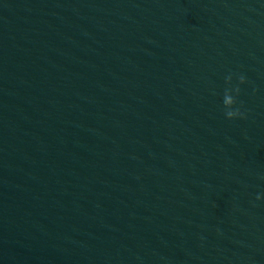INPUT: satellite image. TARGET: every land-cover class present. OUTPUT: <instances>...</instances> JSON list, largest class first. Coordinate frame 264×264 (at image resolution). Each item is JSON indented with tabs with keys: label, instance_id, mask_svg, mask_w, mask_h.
<instances>
[{
	"label": "water",
	"instance_id": "water-1",
	"mask_svg": "<svg viewBox=\"0 0 264 264\" xmlns=\"http://www.w3.org/2000/svg\"><path fill=\"white\" fill-rule=\"evenodd\" d=\"M258 194L264 0H0V264H264Z\"/></svg>",
	"mask_w": 264,
	"mask_h": 264
},
{
	"label": "clouds",
	"instance_id": "clouds-1",
	"mask_svg": "<svg viewBox=\"0 0 264 264\" xmlns=\"http://www.w3.org/2000/svg\"><path fill=\"white\" fill-rule=\"evenodd\" d=\"M238 83L233 85V75L229 74L225 78L226 88L223 95V111L224 116L229 121H235L237 119L246 120V111L242 110L243 105L238 102V97L241 93V85L248 83L247 78L243 74H238L236 76ZM264 197L261 195L256 196V200H262Z\"/></svg>",
	"mask_w": 264,
	"mask_h": 264
}]
</instances>
